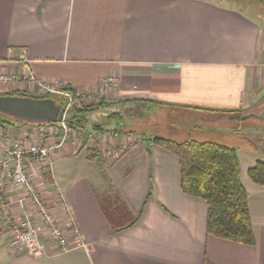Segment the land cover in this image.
Masks as SVG:
<instances>
[{
  "label": "crops",
  "instance_id": "obj_1",
  "mask_svg": "<svg viewBox=\"0 0 264 264\" xmlns=\"http://www.w3.org/2000/svg\"><path fill=\"white\" fill-rule=\"evenodd\" d=\"M0 75L91 93L104 107L88 117L100 120L115 110L106 119L119 121V110L140 104L195 115L244 111L264 100V29L232 4L207 0H0ZM108 77L118 78V87H102ZM34 88L14 81L0 85V94L41 95ZM84 130L107 131L98 124ZM150 139L144 135L112 159L89 160V150L71 147L57 154L51 179L36 181L43 190L55 184L85 247L56 254L44 243L34 255L11 242L14 253L1 249L2 256L18 255V264H264V187L248 175L264 156L243 145L238 150L256 238L246 246L207 234V204L182 192L177 157ZM81 154L85 165L105 166L132 226L113 231L90 178L74 179L63 191L58 186L54 164Z\"/></svg>",
  "mask_w": 264,
  "mask_h": 264
},
{
  "label": "built area",
  "instance_id": "obj_2",
  "mask_svg": "<svg viewBox=\"0 0 264 264\" xmlns=\"http://www.w3.org/2000/svg\"><path fill=\"white\" fill-rule=\"evenodd\" d=\"M21 59L25 62L24 55ZM30 82L39 96L53 95L65 103V115L61 122L33 125L22 130L0 122V217L12 233V244L41 255L44 243L56 254H66L85 247L72 209L53 184L43 190L37 176L45 178L53 160L71 147L75 150H95L104 159H112L138 143L136 137L116 130L101 134L84 129H73L66 123L67 112L72 108L98 106L102 101L82 89L66 90L65 86L53 87L33 76L0 75V85ZM104 88H116L119 79L108 77L101 81ZM90 103L94 105H90ZM45 191H48L46 193ZM50 193V194H49Z\"/></svg>",
  "mask_w": 264,
  "mask_h": 264
},
{
  "label": "trees",
  "instance_id": "obj_3",
  "mask_svg": "<svg viewBox=\"0 0 264 264\" xmlns=\"http://www.w3.org/2000/svg\"><path fill=\"white\" fill-rule=\"evenodd\" d=\"M207 1L232 3L246 2L248 0ZM66 90H70V88L67 87ZM3 95L51 98L62 108H65L64 101L58 96H32L21 93L0 94V96ZM258 105L259 103L244 111H205L220 115L222 118L235 119L237 116H242L258 110ZM103 107L104 103L98 106L74 107L67 112L66 123L73 129H84L85 125H87L88 115ZM171 108L176 112L180 110L173 107ZM113 116L114 115L109 119ZM0 122L3 125L10 126L28 125L27 123L16 122L12 118L1 114ZM96 128L102 130L100 127ZM115 130L123 132L119 129ZM150 140L177 157L181 171L182 192L191 199L202 200L207 204V234L218 239L246 246H254L256 244V238L249 210L248 194L240 179L241 168L238 150L241 145L229 147L228 145L224 146L211 141H201L194 138L177 141L175 139H169L168 137L153 136ZM253 148V151L260 152L254 146ZM98 156V152L91 150L87 158L89 160H94L97 159ZM248 175L254 184L264 187V162H257L254 167L249 169ZM45 178L47 180L51 179L50 171L46 172ZM117 198L124 211L123 214L120 213L118 217L109 213L104 206H101L100 202L101 211L115 233H119L135 223L134 218L132 219L130 217L131 214L126 205L119 197Z\"/></svg>",
  "mask_w": 264,
  "mask_h": 264
},
{
  "label": "rangeland",
  "instance_id": "obj_4",
  "mask_svg": "<svg viewBox=\"0 0 264 264\" xmlns=\"http://www.w3.org/2000/svg\"><path fill=\"white\" fill-rule=\"evenodd\" d=\"M229 4H232L235 8L251 17L261 26L262 29H264V0H248L246 2H232ZM263 105L264 100L262 99L258 105L259 109ZM258 110L254 112H257ZM113 112L115 113V110L101 113L100 115L103 116H101V120L96 117H91L94 115L92 114L88 117L87 125H102L107 131H111L112 129L130 130L132 133H136L133 134V136L137 138L138 143L143 141L144 135L147 137H168L169 139L171 138L177 141L194 138L201 141H211L224 146L228 145L229 147L243 145L252 152H256L253 151L254 148L252 143L255 142L258 144V141L264 138V122L255 119L232 120L231 118H222V116L216 114L195 115L183 111L176 112L175 110L167 108L160 109L149 104H140L138 106L131 105L126 107V109L119 110L118 112H120V115L122 116L121 120L107 121L106 116ZM121 133L129 134L130 132L123 131ZM256 153L264 156L261 152ZM85 158L86 154H81L77 158L59 159L54 164V175L58 186L63 191L64 188L69 186L74 179H83L85 177L90 178L96 188L97 195L100 197L101 206H104L105 209L115 217H118L120 213L123 214L124 211L117 197H119L123 203L124 201L118 193H113L112 189L114 188L104 174L106 170L105 166H98L97 164L85 165ZM100 183L101 192L98 190ZM130 217L133 219L132 214ZM0 227L4 231H10L5 230L6 227L4 226V220L1 217ZM11 242L12 237L9 235H6L1 239L0 260L2 264H18L16 262L18 255L13 258H5L1 254V249L10 250V248V252L14 253L15 250L13 249H15V247H11ZM29 252L31 253V251Z\"/></svg>",
  "mask_w": 264,
  "mask_h": 264
},
{
  "label": "water",
  "instance_id": "obj_5",
  "mask_svg": "<svg viewBox=\"0 0 264 264\" xmlns=\"http://www.w3.org/2000/svg\"><path fill=\"white\" fill-rule=\"evenodd\" d=\"M0 114L19 123L47 125L61 122L65 108L51 98L3 95L0 96ZM235 119L264 122V105L257 112L237 116ZM258 142L259 144L253 142L252 146L264 154V138Z\"/></svg>",
  "mask_w": 264,
  "mask_h": 264
},
{
  "label": "flooded vegetation",
  "instance_id": "obj_6",
  "mask_svg": "<svg viewBox=\"0 0 264 264\" xmlns=\"http://www.w3.org/2000/svg\"><path fill=\"white\" fill-rule=\"evenodd\" d=\"M258 144H259V143H258ZM2 231H3V230H2L1 227H0V242H1L2 237L7 235V233H5V232H4L5 234H3ZM0 264H2L1 260H0Z\"/></svg>",
  "mask_w": 264,
  "mask_h": 264
}]
</instances>
